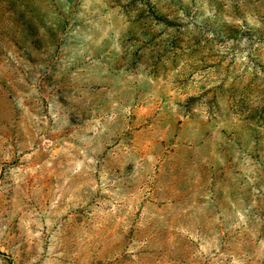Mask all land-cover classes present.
I'll return each instance as SVG.
<instances>
[{"label": "rangeland", "instance_id": "obj_1", "mask_svg": "<svg viewBox=\"0 0 264 264\" xmlns=\"http://www.w3.org/2000/svg\"><path fill=\"white\" fill-rule=\"evenodd\" d=\"M0 264H264V0H0Z\"/></svg>", "mask_w": 264, "mask_h": 264}]
</instances>
